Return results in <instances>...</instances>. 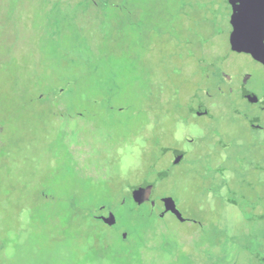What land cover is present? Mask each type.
I'll use <instances>...</instances> for the list:
<instances>
[{
  "label": "rangeland",
  "instance_id": "obj_1",
  "mask_svg": "<svg viewBox=\"0 0 264 264\" xmlns=\"http://www.w3.org/2000/svg\"><path fill=\"white\" fill-rule=\"evenodd\" d=\"M258 4L0 0V264H256L245 250L264 242V223L262 235L232 232L233 209L203 198L208 172L200 162L189 172L186 159L172 165V151L198 157L218 130L232 154L264 158L259 135L221 129L230 109L220 120L190 114L202 90L216 93L223 57L230 73L262 74L227 39L232 11ZM246 174L237 171L239 187L255 200ZM144 181L154 183L152 200L173 198L186 220L203 226L121 205ZM68 201L83 203L86 218L52 213ZM103 205L115 226L96 217ZM125 231L135 233L126 243Z\"/></svg>",
  "mask_w": 264,
  "mask_h": 264
},
{
  "label": "flooded vegetation",
  "instance_id": "obj_2",
  "mask_svg": "<svg viewBox=\"0 0 264 264\" xmlns=\"http://www.w3.org/2000/svg\"><path fill=\"white\" fill-rule=\"evenodd\" d=\"M256 9L257 8L254 6H252L250 9L239 6L232 11L230 15H232L235 22L232 30L227 36V39L229 49L233 53L244 54L248 56L252 62L261 69L262 74L257 75L258 73L254 74L243 72L242 69H239L234 73H230L224 68V66L228 63V57H223V59L214 66V72L216 73V80H214L216 93H210L208 89L202 90V97L198 98L197 96L194 99L192 103L193 106H191L190 109V114L196 115L198 117L204 116L212 120H220L223 118L222 116H224L222 110L230 109L232 116L229 118V122L224 124V126L221 128L224 129V133L230 136L231 132L233 131L232 129L246 127L252 131L251 133L259 135L260 139L256 143L260 142V144L264 146V67L255 61L251 54L238 51L235 46L237 39L245 33L246 27L250 26L253 18L259 16L257 12L258 10ZM221 98L224 100L219 101ZM215 109L219 110L222 115H216L214 113V111H216ZM212 133L214 134L215 138L212 139V142H209V145L204 149V152H202V154L198 157L193 158L189 156V148L180 147L178 149H174L172 151V165H178L182 163L184 159H186L188 163V170L189 172H192L196 169V164L200 162V166H202L204 174L206 171L208 172L204 182L211 185L207 190V194L203 195L205 202H207L209 199L213 200L215 198L221 202L226 201V209H233L232 222L228 221V226L230 225L229 228L232 232L240 230L243 233H246V236H253V234L255 235L259 233L262 235L260 232L262 229L259 227V224L264 223V192L259 191V187H264L263 155H261L259 158L243 155L242 159L240 155L232 154V152H230L227 144L223 142L224 136L221 137V133L218 130H214ZM224 133L222 132V134ZM200 139L201 138L194 140L191 139V141L194 142ZM233 140L237 143H241V138H234ZM177 153L183 154V158L179 162H176L175 160ZM241 170L250 172V175L246 174V177L250 176L249 180L245 179V181L248 186L252 187L253 191L255 190V200L251 199L250 194L242 192L239 187L240 181L238 180L239 176H237V171ZM256 173L259 174L256 175ZM164 174L167 177L169 174V169H165ZM203 177L205 178V175ZM214 188L218 189L216 193L209 192L213 191ZM153 191L154 189L152 190L150 196L151 200L153 197ZM161 198L158 199V201H155L153 209L150 202H145L144 204L134 202L137 205H147L149 207L148 212H138L135 214L142 216H152L155 214V210H158L156 213L159 215L164 209ZM125 203L126 199L124 203H121V205H124ZM242 203L244 206L241 205V208L240 204ZM105 206L110 209L108 205ZM176 208L178 209L177 205ZM199 209L201 210V207H199ZM206 209L208 212H210V214L214 213V211H212L213 206L211 204L207 203ZM167 215L172 216L177 222H180L170 212H167L163 217L160 218L163 219ZM96 217H101V222L105 224L108 214L100 213L97 214ZM218 218L220 219L222 217L216 216V219ZM211 219L214 220L215 217H212ZM116 222L118 223L117 217ZM185 222L196 224L199 227L203 226V224L198 220L197 222L194 220H186ZM117 223H115L113 226H115ZM132 238V236H129V231L122 232L121 234V240L125 243L129 242ZM245 251L248 256L247 262L251 259L256 264H264V242L261 243V246H256L255 252L253 254H249L247 250ZM239 258L240 253L237 254L236 260L239 261Z\"/></svg>",
  "mask_w": 264,
  "mask_h": 264
},
{
  "label": "water",
  "instance_id": "obj_3",
  "mask_svg": "<svg viewBox=\"0 0 264 264\" xmlns=\"http://www.w3.org/2000/svg\"><path fill=\"white\" fill-rule=\"evenodd\" d=\"M264 4V0H263ZM259 5V4H258ZM259 16L253 18L250 26L246 27L245 33L242 34L235 43L238 51H243L251 54V56L264 67V6L259 5L256 7ZM183 158L182 153H177L176 162L181 161ZM154 187V183L150 181H144L143 183L136 185L132 188V199L134 202L144 204L150 202L152 209L155 205V200H151L150 196ZM123 199L122 203H124ZM161 202L163 204V211L159 214V217H163L167 212L172 213L180 222H184L186 219L182 216L180 211L176 208L175 201L171 197H162ZM152 211V210H151ZM97 214L107 213L108 217L105 220L107 226H113L116 223V216L105 205L99 207L96 210Z\"/></svg>",
  "mask_w": 264,
  "mask_h": 264
},
{
  "label": "trees",
  "instance_id": "obj_4",
  "mask_svg": "<svg viewBox=\"0 0 264 264\" xmlns=\"http://www.w3.org/2000/svg\"><path fill=\"white\" fill-rule=\"evenodd\" d=\"M69 202V201H68ZM83 204V203H82ZM82 204L80 203H75L74 201L72 202H69L67 205H65V207L63 208H54L52 213L55 215V216H58L59 213H68V214H73V213H76L77 211H81V214L83 215L82 217L83 218H86L85 215H87L85 213V210L86 209H83V206ZM127 204V209H129V211H132L134 213H138V212H148L149 211V207L147 205H137L134 203L133 199L131 201L127 200L126 199V203ZM108 207H110V205H108ZM142 234V235H141ZM140 235L141 237L143 236V233L140 232ZM129 236H132V237H135V233H131L129 234Z\"/></svg>",
  "mask_w": 264,
  "mask_h": 264
}]
</instances>
